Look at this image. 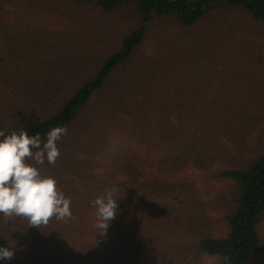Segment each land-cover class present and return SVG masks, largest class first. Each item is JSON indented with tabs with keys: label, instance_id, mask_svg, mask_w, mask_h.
<instances>
[{
	"label": "trees",
	"instance_id": "16d2710c",
	"mask_svg": "<svg viewBox=\"0 0 264 264\" xmlns=\"http://www.w3.org/2000/svg\"><path fill=\"white\" fill-rule=\"evenodd\" d=\"M214 11L216 31L235 28L233 11L264 24V0H0V129L44 141L67 130L54 163L28 162L56 179L72 216L40 227L14 216L26 264H250L264 253L263 60L237 50L240 38H218L220 52L202 38ZM218 164L215 177L234 183L213 204L221 236L194 184L173 179ZM105 193L120 209L106 232L91 205Z\"/></svg>",
	"mask_w": 264,
	"mask_h": 264
},
{
	"label": "clouds",
	"instance_id": "9594fccd",
	"mask_svg": "<svg viewBox=\"0 0 264 264\" xmlns=\"http://www.w3.org/2000/svg\"><path fill=\"white\" fill-rule=\"evenodd\" d=\"M63 127H53L46 133L29 135L24 129L10 134L0 129V214L27 219L30 226L47 225L51 218H70V199L57 188L52 176H44L35 165L45 160L54 163L59 156L57 141L66 133ZM113 194L105 193L91 201L96 209L97 227L107 231L110 221L119 215ZM107 198V199H106ZM14 251L0 246V264L12 259Z\"/></svg>",
	"mask_w": 264,
	"mask_h": 264
},
{
	"label": "rangeland",
	"instance_id": "374dc122",
	"mask_svg": "<svg viewBox=\"0 0 264 264\" xmlns=\"http://www.w3.org/2000/svg\"><path fill=\"white\" fill-rule=\"evenodd\" d=\"M214 18L211 16L207 17V20H204L201 24V37L207 40H214L218 42V38L223 36H227V39H232L237 41L239 38V42L237 44V50H242L247 52L249 55H246L248 60L258 59L262 56L263 62L260 65H264V24H259L253 22L251 19L242 15L239 11L229 12V19L238 21L235 28L231 30L230 27H223L222 21H220V31H216L218 29L217 25V16L221 15V11H214ZM213 16V15H212ZM224 25H229L224 22ZM232 25V24H231ZM49 27V26H48ZM62 26H54V28ZM218 32L219 35L216 33ZM199 33V32H198ZM228 44V42L226 41ZM219 50L224 46L223 42H218ZM156 49V40L154 37L149 38L145 44L142 46V53L146 56H154ZM240 64V63H239ZM221 68V67H220ZM219 76L221 75V71L218 72ZM257 132H254L249 138V145L253 147L256 139ZM223 165H216L213 169L209 171H202L196 169L194 167H188L184 172L174 177L175 180H184L189 181L194 184L196 190L202 200V202L206 203L209 206V216L218 222L217 229L215 231L216 236H221L226 234V227L224 223V211L222 208L215 209L213 208V204L217 202H222V198L225 194H228L234 188V183L230 180L218 179L215 177V174L218 170L222 169ZM87 180L76 179L75 183L80 188ZM14 216H5L3 223L7 227L8 235L11 242V248L14 251V255L11 260V264H26L24 258V248L19 242L18 238L15 236L13 232V220ZM259 233L261 241L264 243V221L259 226ZM166 238H170L174 240L172 234H165ZM175 241H180L175 239ZM201 264H218V259L208 255L201 256ZM250 264H264V253H259Z\"/></svg>",
	"mask_w": 264,
	"mask_h": 264
}]
</instances>
